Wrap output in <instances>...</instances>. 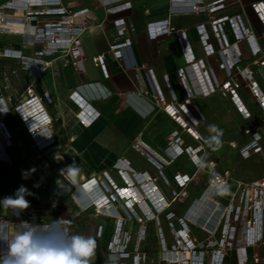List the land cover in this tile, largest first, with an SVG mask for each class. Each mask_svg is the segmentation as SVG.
<instances>
[{"label": "crops", "instance_id": "1", "mask_svg": "<svg viewBox=\"0 0 264 264\" xmlns=\"http://www.w3.org/2000/svg\"><path fill=\"white\" fill-rule=\"evenodd\" d=\"M128 1L132 3L131 9L114 14L107 13L105 5ZM215 1L217 0H206V3ZM5 6L7 8H4ZM60 7L66 9V16L46 14L50 8L48 5L38 3L30 5L26 0H0V12L5 17L4 26L8 29L3 30L0 48L33 52L31 48L34 47L25 46L24 43L32 38L35 29L69 16H73L74 27L83 28L76 43L71 47L60 46L58 48L61 49L56 54L39 57L40 64L35 72L36 77L32 76L33 70L31 72L29 68L22 67L21 71L24 82L27 85L32 84L36 93L44 97L53 119L51 128L56 145L67 146L77 150V153H82L78 157L81 162L89 163L96 156L99 157L96 161H111L116 154L106 150L134 148L140 141L153 154L169 163L162 168L168 180H175L176 175H192L195 172L193 163L185 155L174 159L172 155L166 153L170 144L178 141L177 138L181 146L182 125L173 120L162 105H158L156 90L149 78L148 69L154 70L166 105L183 104L188 100V92L191 93L192 104L187 105V108L198 120L196 132L200 136L202 134L204 138L207 137V146L209 141L212 145L223 138L229 141L230 145L236 144L233 148L237 150L239 157V149L251 141V134L247 131L258 129L264 136V123L261 122L264 119V111L257 105L247 88L248 80L241 77L236 70L223 66L224 57L210 26L213 19L240 16L245 26L253 31L258 46L264 52V0H237V3L215 14H182L171 17L172 26L186 33L195 62L208 72V79L215 87L218 88L229 80L239 83L236 93L250 114L248 118L238 110L230 96H224L218 91L208 96L202 94L195 70L187 63L175 36L168 35L157 39L150 37L147 31L149 23L170 18V0H60ZM29 12L35 13L30 22L27 17ZM39 12L40 15H37ZM119 19L125 20L128 29L125 37H119L114 26V21ZM200 26H204V30H200ZM222 29L226 44L229 46L237 44L241 51L239 70L253 71V80L264 94V67L256 65L261 55L254 56L248 42L238 41L230 26H223ZM203 34L207 35V45H204L201 39ZM124 38H129L131 44L119 48L121 57H116L111 47L124 42ZM66 48H71V52L69 53ZM101 55L105 56L107 75L96 62V58ZM16 56L17 53L10 57L17 58ZM4 61L19 63L13 59ZM75 62L78 63V68L74 65ZM45 63L49 65L45 66ZM179 70L184 73L185 84L180 79ZM140 88L147 93L140 94ZM25 89L26 87L19 95L24 96ZM74 93L82 97L80 102L89 111L94 109L100 114L98 120L89 127L82 126L77 119L81 107L74 99L77 96L72 97ZM5 94L10 95L9 89ZM259 121L261 123L254 125ZM36 125L28 126L31 129ZM245 135H250V138H246ZM208 136L211 138L215 136V141ZM219 149L217 146L215 153L221 156ZM137 153L146 159V168L139 167L133 160L125 157L116 158V163L126 159L137 173L147 172L151 176H157L149 165L151 163L157 167L152 157L140 151ZM217 155L211 160H215L219 165ZM185 158L187 166L182 171V160ZM175 162L180 165L178 170H172L170 167ZM219 169L227 170L220 167ZM84 172L90 173V170ZM118 177L124 186L122 178L119 175ZM136 179L142 180L138 176ZM72 180L77 181V172ZM160 189L169 199L167 188L162 186ZM147 192L149 193V190ZM87 196L91 199L89 193ZM182 210H185L184 206ZM102 220L103 224H100L96 232L90 236L97 239L101 249L106 251L113 229L109 223L110 218ZM105 222H108V226H105ZM107 228H110V237L105 243L102 239Z\"/></svg>", "mask_w": 264, "mask_h": 264}, {"label": "built area", "instance_id": "2", "mask_svg": "<svg viewBox=\"0 0 264 264\" xmlns=\"http://www.w3.org/2000/svg\"><path fill=\"white\" fill-rule=\"evenodd\" d=\"M26 1L30 5L38 3L39 5L43 4L50 6L49 10L46 12L48 15H67L66 9L60 7V0ZM235 3H237V0H217L210 4H207L206 0H170V18L149 23L147 31L150 37L154 39L168 35L175 36L187 63L191 64L195 70L202 94L208 96L218 91L224 96H230L238 110L243 112L248 118L250 114L247 112L236 93V89L239 88V83L229 80L220 87H215L208 79V72L201 69L197 62H195V56L190 49L186 33L182 30H177L171 24V17L175 15L215 14ZM105 6L107 7V13L114 14L131 9L132 3L128 1L120 4H107ZM4 8H7V6ZM27 15L29 22L35 17L34 12H29ZM37 15H40V12L37 13ZM0 21L5 22V17L2 12H0ZM73 25V16H69L65 19L51 21L43 27H37L32 38L24 43L25 46L34 47L33 56L24 55L23 50H14L11 48H0V56L19 60L25 67L31 68V72L35 70L32 76L36 77L35 72L39 69L38 65L40 64L39 57L56 54L61 49L58 47H71L76 43L77 37L82 32L83 28L74 27ZM226 25L232 28L238 41L245 40L248 42L254 56L261 55V58L256 62V65L259 67H264V52L258 46L253 31L245 26L240 16H222L210 22L212 32L224 57L223 66L231 70H236L241 77L248 80L247 88L250 90L257 105L264 111V94L258 84L253 80L254 72L239 70L238 64L241 60V51L238 45L233 44L229 46L224 41L222 28ZM114 26L117 29L119 37L126 36L128 29L124 19L114 21ZM200 30H204V26H200ZM201 39L204 45H207V35L203 34ZM130 44V39L124 38V42L112 46L111 50L116 57H121V52L118 49L129 46ZM41 45L43 48H36ZM66 49L69 53L71 52V48ZM210 52H212V50H210ZM16 53L17 58L10 57ZM96 62L107 75L105 56H98ZM48 65L49 63H45V66ZM74 65L77 68L79 67L77 62H75ZM178 74L181 81L185 84L183 71L179 70ZM148 75L155 87L158 105H162L164 109L169 112L173 120L181 123L183 131H188V133L193 134L195 139L203 141V137L195 130V127L198 125V120L195 119L187 108V105L192 104L191 93L188 92V100L183 104L175 106L166 105L165 98L157 84L154 70L148 69ZM139 93L146 94L147 92L143 88H140ZM23 95V100L13 106L14 112L16 115L22 117L21 110L24 107H39L35 119L41 126L47 127L48 136L50 137L48 147H51L56 143V138L51 128L53 119L48 112L44 97L37 94L32 85H29L24 90ZM75 96H77V98H74ZM45 97L49 100L47 94H45ZM72 97L81 107L80 112L77 114V119L81 125L89 127L98 120L100 116L99 112L94 109L89 111L88 108L80 102L82 101V97H79L76 93L72 94ZM0 99L1 101L4 100L3 97H0ZM2 109L6 110L5 113H2L4 117L7 116V112L9 113L10 110H7V108L0 104V112ZM84 111H87V113ZM82 114L86 116L85 119L80 118ZM261 122L264 123V119H262ZM21 124L36 143L34 132L30 130L27 120L22 118ZM247 132L251 134V141L239 149L240 155L244 158H249L250 154L261 153L264 150V145H262V141L264 140L263 134L258 129L255 131L249 130ZM214 138L216 139V137ZM177 140L179 141V138H177ZM178 141L170 144L166 153L172 155L174 159L182 155H187L195 167V172L192 175H182V184L179 180L180 175L175 176V180L179 183L180 187H182V204H184L191 199V194L187 189L190 184L195 182V178L199 171L204 169L205 162L203 161V156L199 155L203 148L202 146H187L184 145L185 143L183 140L180 146ZM231 145L232 147H236L234 143ZM13 146L12 135L4 122L1 121V164L13 166L14 162L10 152ZM135 148L141 153L152 157V160L160 170V175L165 180L166 184H169V180L162 171V168L169 165V163L153 154L143 142L138 141ZM116 168L123 180H126L125 174L130 173L140 188H142L143 183L140 184L141 180L138 181L136 177L138 176L141 179L147 180V172L138 174L126 159L119 160L116 164ZM205 171L207 173L206 175H208L205 189L199 197L191 200L189 207L182 217L176 216L175 212L171 210V207L168 209H161V213L165 212L164 215L173 236V244L169 247L165 236H162L161 257L157 259H151L148 252L142 247V238L132 240V230L124 229V223L153 222L157 217L149 218L146 210L139 205L138 207H130L128 203H126V200L122 198L120 187L115 184L108 173L104 174L102 180L98 179L95 185L96 187H101L106 194L105 205H108L110 208L109 213L107 210H104L103 213L117 221L112 231L110 242L106 248L104 264H226L231 258L234 259L235 264H264V178L250 183L233 180L230 171L220 170L215 160L208 161ZM150 178L152 179L150 180L152 183L157 184L159 179L158 175L150 176ZM232 182L235 184V189L230 188ZM104 186H106V189ZM109 194H111V197ZM179 197L180 194L178 192L174 190L171 191L170 204L176 202ZM147 198L149 199V197ZM82 205L84 211L90 208H95L97 212L99 210L97 208L98 205ZM29 212V210L24 209L20 211L19 217L12 216L9 218L0 216V229H3L11 239L13 234L19 229L21 221H28L30 225L36 226L35 235L33 237V249L36 251L41 249L56 251L51 241L54 238L64 237L65 228L63 223L46 222L45 220L36 221L35 217L30 215ZM99 212L102 213L100 210ZM205 215H209L208 220L205 221L207 223H204L203 216ZM192 228L200 230L206 237L202 239L194 236L191 231ZM5 250L6 244L0 241V254H3ZM169 253L180 254L181 257L179 260H172L168 256Z\"/></svg>", "mask_w": 264, "mask_h": 264}, {"label": "rangeland", "instance_id": "3", "mask_svg": "<svg viewBox=\"0 0 264 264\" xmlns=\"http://www.w3.org/2000/svg\"><path fill=\"white\" fill-rule=\"evenodd\" d=\"M4 30V29H3ZM2 29L0 30V38L4 34ZM34 52V49L31 48ZM33 52H24V55L33 56ZM5 58L0 56V97H3V101L0 99V104H2L7 110V116L4 117L6 110L2 109L0 112V122L4 124L9 129L12 140L14 143L13 149L10 152L14 155L17 165L16 171L24 173L27 176L34 179L41 188L46 191L52 198L55 199L54 204H44L37 201H30L29 214L33 215L36 221L45 220L46 222H64L63 220H71L74 226L80 231L81 235L84 237H89L91 234L96 232V229L103 224L104 218H110V225L114 229L116 225V220L104 215L95 210V208H90L87 211L83 210V205L80 204V200L77 199L75 193L78 191L79 187L83 189L88 181L92 179L102 180L104 174H109L110 177L115 181L118 187H124L119 182L118 171L116 168V158L125 157L133 160L134 164L141 168H146L147 161L145 158L139 156L137 149L130 147L129 149H111L106 151H111L116 154V156L111 161H96L99 157H93L92 161L89 163H83L78 160V157L82 153H77V150L71 149L67 146L62 145H52L45 150H40L31 137L27 133L26 129L23 127L21 122L18 120L16 113L13 110V106L20 103L23 100V96L19 95L21 91L29 85L24 82L23 74L21 73L22 63H9V61H4ZM16 60V59H13ZM7 66H4V65ZM7 82V85H6ZM9 89V94L6 95L5 92ZM183 131V130H182ZM162 135V134H161ZM220 136L219 134H216ZM203 137V135L201 134ZM246 138H250V135H245ZM215 136L211 138L215 141ZM221 138V137H220ZM182 140L184 145L187 146H197L200 145L201 149L199 155L203 156L204 169L199 171L195 182L188 187L187 191L190 192L191 196L196 197L202 193L205 189V185L208 179L206 175V167L208 161L215 158L217 153H215L217 146L220 147L219 151L221 156L217 155L219 158V167L221 169H227L230 171L233 180H239L242 182L250 183L256 180L264 178V150L261 153H252L249 158H244L242 155L237 156V150L231 147L230 142L221 139L220 141H215L211 145V142H207V137H203L202 140H197L193 137L192 133L182 132ZM136 145V144H135ZM264 145V140L262 141ZM98 151V150H97ZM95 151V153H97ZM103 152V151H101ZM187 159L189 157L185 155ZM77 158V159H76ZM187 159L182 160V171L187 166ZM75 166L77 169V181H73L72 177L68 174L67 168L71 165ZM150 167L153 169L154 173H157L159 179L157 181L158 186L161 188L164 186L167 188L169 194L171 191H176L180 194L179 199L173 203L172 210L178 213V216L182 215V187L176 180H169V184H166L165 180L160 175V170L155 165L149 163ZM8 167V166H6ZM172 170H178L180 165L178 162L171 164ZM11 169V168H10ZM90 170V173H85L84 171ZM140 174V172L138 173ZM142 181V180H141ZM142 184V182L140 183ZM231 189H235V184L232 182ZM144 189V188H143ZM111 197V194H109ZM163 193V197H164ZM149 199L150 196L148 195ZM166 197V196H165ZM4 196L0 194V200H3ZM166 199V198H165ZM171 198H169V201ZM79 201V202H78ZM151 202V200H150ZM225 203V201H224ZM157 213V219L152 223L149 222H139V223H124V229L132 230V240L137 238H142V247L148 252L151 259H157L161 257V237L165 236L167 245L170 247L173 244V236L168 227V222L165 220V212L160 213L159 207H154ZM21 210L14 209L12 207H5L0 204V216L9 217L12 216L19 217L17 215ZM67 218V219H66ZM102 222V223H101ZM105 226H108V222H105ZM144 231V232H143ZM110 237V228H107L105 236L102 239L103 242ZM206 237V235H205ZM203 239V238H202ZM66 240L63 238H54L51 244L54 245L56 251L65 250ZM103 256L106 255V251L102 252ZM226 264H235L234 259L228 260ZM252 264V263H251Z\"/></svg>", "mask_w": 264, "mask_h": 264}, {"label": "clouds", "instance_id": "4", "mask_svg": "<svg viewBox=\"0 0 264 264\" xmlns=\"http://www.w3.org/2000/svg\"><path fill=\"white\" fill-rule=\"evenodd\" d=\"M68 174L76 175L77 169L74 164L67 168ZM32 195L26 187L21 185L14 196L4 197L0 204L5 207L24 210L29 207V201L25 198ZM20 212L17 213L19 215ZM36 226L28 221H21L19 229L11 239L8 234L0 229V241L6 244V250L0 254V264H90L96 242L91 237L67 236L71 242L70 249L54 251L50 249H33V237Z\"/></svg>", "mask_w": 264, "mask_h": 264}, {"label": "bare ground", "instance_id": "5", "mask_svg": "<svg viewBox=\"0 0 264 264\" xmlns=\"http://www.w3.org/2000/svg\"><path fill=\"white\" fill-rule=\"evenodd\" d=\"M5 22L0 21V30L4 29L5 31H8V29L4 26ZM31 70V68H29ZM34 73V71L32 72ZM38 108L39 107H30V106H26L24 107L21 111H22V117H20L19 115H16L18 120L22 123V118H24V120H27L28 125H32V124H37L35 127L31 128L30 130L32 132H34V137L36 140V146L40 149V150H45L48 148V141L50 139V137L48 136V130L47 127L45 126H41L39 124V122H37V120L35 119V115L38 112ZM85 115L82 114L80 116V118L85 119ZM81 124V123H80ZM83 126V125H82ZM169 154V153H168ZM165 161V160H163ZM167 162V161H165ZM124 174V171H123ZM118 175L121 177V175L118 173ZM126 176V180H123L124 183V187L120 188V193L122 195V198H124V200H126V203H128V205L131 206H141L143 209L146 210V213L148 214L149 218H156L157 214L154 210V207H159V211L161 213V209H168L171 207L170 201L167 197H163V192L161 191L160 187L158 186V184L156 183H152V180L150 178V174H146V179H142L143 181V185H144V190L142 188H140L137 184L136 181L134 180V178L132 177V175L130 173L125 174ZM122 178V177H121ZM181 184H182V176H180L179 178ZM96 179H92L90 181L87 182V184L85 185V187L83 189H81L79 187L78 191L75 193V196H78L77 199L80 200V204H84V205H93L96 206L98 205V209L103 212L104 210H107L108 213L110 211V208L108 205L106 204V194L104 193V191L102 190L101 187H96ZM132 186V187H130ZM104 188L106 189V186H104ZM147 190H149V193L147 192ZM91 195V199L88 198L87 194L88 193ZM146 195L150 196V199H148ZM153 196V197H151ZM113 198V197H112ZM153 198V199H152ZM166 198V199H165ZM151 200V202H150ZM105 205V206H104ZM126 207V205H125ZM209 215H205L203 216L204 218V223L206 220H208ZM210 226V225H209ZM95 240V242L97 243V240L95 238H92ZM68 249H70L71 247V242L70 240L68 241ZM170 257V259L172 260H179L180 259V254H176V253H169L168 255ZM101 259L98 260L97 263H94L93 261H90V264H100Z\"/></svg>", "mask_w": 264, "mask_h": 264}, {"label": "water", "instance_id": "6", "mask_svg": "<svg viewBox=\"0 0 264 264\" xmlns=\"http://www.w3.org/2000/svg\"><path fill=\"white\" fill-rule=\"evenodd\" d=\"M23 185L28 189L32 195H27L25 198L30 201H37L44 204H54L55 199L52 198L41 186L31 177L24 173H20L16 170L10 169L4 165H0V194L4 197L14 196L16 190ZM97 240V239H96ZM68 241H66L65 249H68ZM102 249L100 243L97 240L96 247L90 261L97 263L101 259L100 264L105 263V259L102 257Z\"/></svg>", "mask_w": 264, "mask_h": 264}, {"label": "flooded vegetation", "instance_id": "7", "mask_svg": "<svg viewBox=\"0 0 264 264\" xmlns=\"http://www.w3.org/2000/svg\"><path fill=\"white\" fill-rule=\"evenodd\" d=\"M11 156H12V159H13V166H8V168H11V169H16L17 165H19L15 158H14V155L11 153ZM0 165H3L0 163ZM5 166V165H4ZM63 225H64V228H65V235H64V238L65 240H67V236H82L80 231L74 226L73 222L69 219H67L66 221L63 222ZM92 238V236H89ZM101 252H104V250H102ZM105 256V255H104ZM103 254H102V257L104 258Z\"/></svg>", "mask_w": 264, "mask_h": 264}, {"label": "trees", "instance_id": "8", "mask_svg": "<svg viewBox=\"0 0 264 264\" xmlns=\"http://www.w3.org/2000/svg\"><path fill=\"white\" fill-rule=\"evenodd\" d=\"M259 123H261V122L259 121L258 123H254V125L257 126ZM200 195H201V193H200L198 196H196V197L191 196V199L188 200L187 203L182 204V206L185 207V210H182V215L185 213V211H186L187 208L189 207V204L191 203V200L194 199V198L199 197ZM171 205H173V204H171ZM171 208H172V206H171ZM171 210H172V209H171ZM172 211L175 212L176 216H178V213H177L176 211H174V210H172ZM182 215L179 216V217H182ZM66 219H67V218H66ZM165 220H166V218H165ZM63 221H66V220H63ZM191 231H192V234H193L194 236L198 237V238H204V237H205V234H204L203 232H201L200 230L196 229V228H192Z\"/></svg>", "mask_w": 264, "mask_h": 264}]
</instances>
